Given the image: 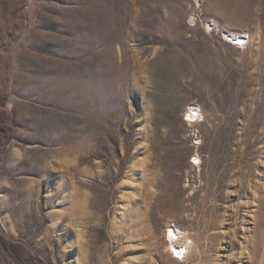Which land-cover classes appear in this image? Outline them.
Returning a JSON list of instances; mask_svg holds the SVG:
<instances>
[{
  "label": "rangeland",
  "instance_id": "obj_1",
  "mask_svg": "<svg viewBox=\"0 0 264 264\" xmlns=\"http://www.w3.org/2000/svg\"><path fill=\"white\" fill-rule=\"evenodd\" d=\"M0 264H264V0H0Z\"/></svg>",
  "mask_w": 264,
  "mask_h": 264
},
{
  "label": "bare ground",
  "instance_id": "obj_2",
  "mask_svg": "<svg viewBox=\"0 0 264 264\" xmlns=\"http://www.w3.org/2000/svg\"><path fill=\"white\" fill-rule=\"evenodd\" d=\"M232 40L235 41V44L240 46L245 43V39L242 36H236L235 38L232 37ZM194 113H198V112H195L194 110L190 112V114H194ZM190 118L192 120H196L195 118H198V116L195 115V118L194 117H190ZM183 237L184 236H182L181 232L176 230L175 228L168 230L166 233L168 250L170 251L171 255H174L178 259H183L187 255L189 249V243L187 241H183L185 240L183 239Z\"/></svg>",
  "mask_w": 264,
  "mask_h": 264
}]
</instances>
